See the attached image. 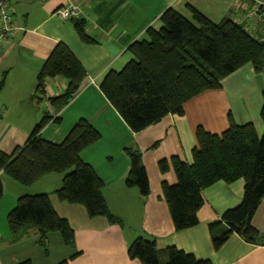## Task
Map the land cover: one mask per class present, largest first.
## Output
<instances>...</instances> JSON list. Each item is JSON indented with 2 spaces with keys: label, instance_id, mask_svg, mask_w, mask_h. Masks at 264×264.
<instances>
[{
  "label": "crops",
  "instance_id": "1",
  "mask_svg": "<svg viewBox=\"0 0 264 264\" xmlns=\"http://www.w3.org/2000/svg\"><path fill=\"white\" fill-rule=\"evenodd\" d=\"M13 10L14 31L8 42H0V151L12 154L24 146L44 116L51 117L40 135L60 143L80 119H86L101 134L99 140L81 152L103 180V194L110 211L121 219L111 223L104 216H90L81 204L61 201L55 194L63 174L49 173L31 186H24L0 171L3 196L0 201V264H58L79 252L70 264H142L129 258V245L138 237L154 239L159 249L175 246L212 264H264V244L244 240L232 234L216 250L210 223L221 221L228 209L239 205L245 180L232 183L219 180L203 190L199 223L176 231L163 194V181L177 182L170 162L178 156L192 162L197 146L196 130L221 134L235 122L253 123L262 137L264 122V75L246 64L223 81L220 89L207 90L185 103L184 113L168 114L158 123L135 132L108 100L100 84L110 71H120L132 59L130 46L147 38L150 28L158 29L160 17L168 8L191 18L189 7L199 10L214 22L230 18L242 23L253 35L264 33V17L255 14L252 0H8ZM75 4L78 18L86 23V32L95 42L81 39L75 19L63 20L58 8ZM62 42L77 57L86 71L80 90L58 110L51 98L65 93L68 80L62 76L47 78L39 87L38 74L53 51ZM58 119V120H57ZM127 148L142 154L149 177L150 192L143 196L137 187H128L131 169ZM169 161L162 171L159 162ZM47 193L53 209L66 218L75 232V246L64 244L60 233L51 232L45 245L38 242L36 228L26 229L14 239L7 223L18 198L26 194ZM264 241V198L252 219ZM224 224L219 225L221 230ZM71 251H68V248ZM59 250V252L57 251Z\"/></svg>",
  "mask_w": 264,
  "mask_h": 264
},
{
  "label": "trees",
  "instance_id": "2",
  "mask_svg": "<svg viewBox=\"0 0 264 264\" xmlns=\"http://www.w3.org/2000/svg\"><path fill=\"white\" fill-rule=\"evenodd\" d=\"M191 18L168 8L160 20V28H150L147 38L135 41L130 50L133 59L120 71H110L100 88L135 132L158 123L166 115L184 113L185 103L199 94L220 89L227 76L251 63L264 75V41L242 24L225 18L214 22L205 14L189 7ZM75 28L87 43L95 40L86 32L83 19H75ZM62 76L68 80L64 94L51 98L58 109L64 108L80 90L86 71L69 47L59 42L38 74L39 87L46 79ZM4 81L0 82V90ZM261 117L264 122V91ZM51 117L44 116L24 146L14 153L0 151V171L24 186H31L43 176L63 174L62 185L55 194L61 201L85 206L90 216H104L111 223H121L103 194L104 182L94 168L82 160L81 152L97 142L99 131L86 119H80L60 143L44 139L40 131ZM58 120V119H57ZM197 146L192 150V162L178 156L170 162L177 182L163 181V194L170 209L174 228L181 231L199 223L197 212L203 205V190L219 180L232 183L245 180L242 202L228 209L221 221L210 223L213 245L220 249L229 237L237 233L244 240L263 245V236L252 219L264 198V132L259 137L253 123L233 122L221 134L196 130ZM131 169L126 178L128 187H137L143 196L150 192L149 177L139 150L127 148ZM162 171L169 161L159 162ZM3 182L0 178V201ZM14 237L34 227L38 242L45 245L51 232H58L67 246H75V232L69 221L53 209L47 193L26 194L18 198L7 216ZM224 227L219 230V225ZM79 252L58 264H70ZM131 259L142 264H212L175 246L159 249L154 239L136 238L128 247ZM17 264H33L25 260Z\"/></svg>",
  "mask_w": 264,
  "mask_h": 264
},
{
  "label": "built area",
  "instance_id": "3",
  "mask_svg": "<svg viewBox=\"0 0 264 264\" xmlns=\"http://www.w3.org/2000/svg\"><path fill=\"white\" fill-rule=\"evenodd\" d=\"M254 1L264 9V0ZM56 14L63 20H71L80 16L81 9L75 4H69L58 8ZM13 31V10L8 0H0V42H8Z\"/></svg>",
  "mask_w": 264,
  "mask_h": 264
},
{
  "label": "rangeland",
  "instance_id": "4",
  "mask_svg": "<svg viewBox=\"0 0 264 264\" xmlns=\"http://www.w3.org/2000/svg\"><path fill=\"white\" fill-rule=\"evenodd\" d=\"M254 1V0H253ZM256 3V2H255ZM256 10H254V12H255V14H258L259 16H261L262 18L261 19H263V17H264V9H263V7H259L258 6V4L256 3V8H255ZM255 35V34H254ZM258 39H260V40H262V41H264V33H261V34H257V36H256ZM248 64H251V63H248ZM245 66V65H244ZM251 66L253 67V65L251 64ZM242 68V67H241ZM253 69H254V67H253ZM255 70V69H254ZM256 72V71H255ZM257 73H259V72H257ZM56 233H58V232H56ZM69 247V246H68ZM67 247V248H68ZM57 251L59 252V250L57 249ZM68 251H71V249L70 248H68Z\"/></svg>",
  "mask_w": 264,
  "mask_h": 264
}]
</instances>
